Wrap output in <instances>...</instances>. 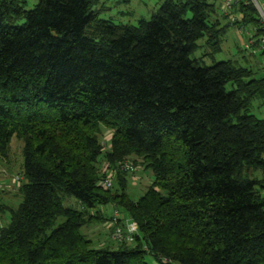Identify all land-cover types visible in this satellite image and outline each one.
Returning <instances> with one entry per match:
<instances>
[{
	"label": "trees",
	"instance_id": "obj_1",
	"mask_svg": "<svg viewBox=\"0 0 264 264\" xmlns=\"http://www.w3.org/2000/svg\"><path fill=\"white\" fill-rule=\"evenodd\" d=\"M23 2L0 0V158L23 142L0 264H264V118L250 112L264 77L190 58L228 27L214 4L161 0L131 25L99 18L95 0ZM232 12L262 31L251 4ZM137 166L152 180L134 199ZM106 205L137 231L94 247L81 229Z\"/></svg>",
	"mask_w": 264,
	"mask_h": 264
},
{
	"label": "rangeland",
	"instance_id": "obj_2",
	"mask_svg": "<svg viewBox=\"0 0 264 264\" xmlns=\"http://www.w3.org/2000/svg\"><path fill=\"white\" fill-rule=\"evenodd\" d=\"M23 1L22 5L24 9H30L38 2V0ZM207 1L214 4V13L211 15V20L217 19L220 26L228 24V27L220 38L218 48H215L216 45H208L205 43L206 37H202L197 41L198 47L190 55V58L195 60L200 66H208L217 61L229 60L237 66L250 69L253 77H264L261 53L255 47L246 46L250 35L254 34L255 28L252 25H245L243 26L244 29L239 32L237 25L231 24L230 16H224L222 0ZM258 1L264 5V0ZM160 2L161 0H95L93 9L97 11L99 18L111 20L115 24L136 25L139 19L149 20L151 15L156 12ZM256 12L260 24L259 13L258 11ZM233 16L239 19V15L233 14ZM253 49L254 52H252ZM227 88H229V85H227ZM250 112L259 118H264V107L259 106V100L255 99L252 101ZM108 136L109 133H106L105 137L108 138ZM22 146V140L13 136L9 143L7 156L0 158V179H4V182H7L9 177L16 174L21 176L19 172L23 161ZM124 161L128 160L125 159ZM4 173L7 175L5 178ZM135 176L137 177V181L133 180ZM131 177L129 176L127 179L126 192L130 197L136 199L145 191L146 186L152 180V176L149 171L143 172L142 168L137 166L134 175ZM111 179L113 181V177ZM17 187H13V189L6 188L1 191L0 203L7 204L11 207L15 206L19 200ZM63 204L65 206L71 205L74 208H79L78 203L72 197L64 196ZM100 210L105 217H108L113 211L110 205L102 206ZM1 218L4 219L3 217ZM81 231L92 239L94 247L98 243L108 242L111 239L109 231H106L101 222L91 223L83 227ZM147 259L152 263L151 259Z\"/></svg>",
	"mask_w": 264,
	"mask_h": 264
},
{
	"label": "built area",
	"instance_id": "obj_3",
	"mask_svg": "<svg viewBox=\"0 0 264 264\" xmlns=\"http://www.w3.org/2000/svg\"><path fill=\"white\" fill-rule=\"evenodd\" d=\"M239 3L245 5L251 4L259 13L262 31L257 32L255 29L254 34L250 35L246 46H256L257 50L262 55V68L264 70V5L261 4L258 0H222L223 14L226 16H230L231 22L235 20L232 12L233 6ZM237 27L239 32L244 29L242 25H238ZM118 166L119 169L128 172H131L134 169L132 164L128 161H122L118 164ZM111 171L110 174L101 182L104 187L111 186ZM4 175V178L7 177L5 173ZM20 181L21 176L17 174L9 177V180L7 182H4V179H0V192L5 190L6 188L13 189V187H16L20 184ZM103 226L106 231H110V238L116 241H130L133 234L137 231V226L132 220L125 219L123 220V222H120V214L117 209H113L112 213L103 224Z\"/></svg>",
	"mask_w": 264,
	"mask_h": 264
},
{
	"label": "crops",
	"instance_id": "obj_4",
	"mask_svg": "<svg viewBox=\"0 0 264 264\" xmlns=\"http://www.w3.org/2000/svg\"><path fill=\"white\" fill-rule=\"evenodd\" d=\"M251 47H255L256 48V46H251ZM252 52H254V49L252 50Z\"/></svg>",
	"mask_w": 264,
	"mask_h": 264
}]
</instances>
